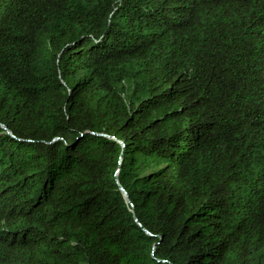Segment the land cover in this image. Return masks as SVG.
Listing matches in <instances>:
<instances>
[{"label": "trees", "instance_id": "1", "mask_svg": "<svg viewBox=\"0 0 264 264\" xmlns=\"http://www.w3.org/2000/svg\"><path fill=\"white\" fill-rule=\"evenodd\" d=\"M0 264H264V0H0Z\"/></svg>", "mask_w": 264, "mask_h": 264}, {"label": "water", "instance_id": "2", "mask_svg": "<svg viewBox=\"0 0 264 264\" xmlns=\"http://www.w3.org/2000/svg\"><path fill=\"white\" fill-rule=\"evenodd\" d=\"M121 190H122V192H124L123 189H121Z\"/></svg>", "mask_w": 264, "mask_h": 264}]
</instances>
